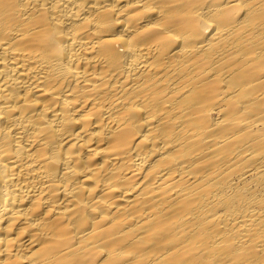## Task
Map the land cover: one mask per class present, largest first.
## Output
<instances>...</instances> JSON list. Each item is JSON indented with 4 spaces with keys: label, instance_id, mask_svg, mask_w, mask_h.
<instances>
[{
    "label": "bare ground",
    "instance_id": "6f19581e",
    "mask_svg": "<svg viewBox=\"0 0 264 264\" xmlns=\"http://www.w3.org/2000/svg\"><path fill=\"white\" fill-rule=\"evenodd\" d=\"M0 264H264V0H0Z\"/></svg>",
    "mask_w": 264,
    "mask_h": 264
}]
</instances>
